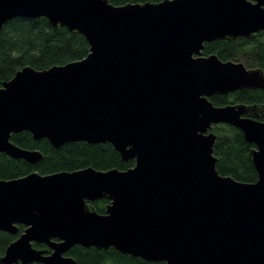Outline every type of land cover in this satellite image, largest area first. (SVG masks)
Returning <instances> with one entry per match:
<instances>
[{"label":"water","instance_id":"obj_1","mask_svg":"<svg viewBox=\"0 0 264 264\" xmlns=\"http://www.w3.org/2000/svg\"><path fill=\"white\" fill-rule=\"evenodd\" d=\"M38 16L77 31L89 50L23 66L0 85V152L41 160L9 140L28 131L55 148L108 142L134 164L0 179V230L24 226L0 264H76L66 255L74 245L164 264H264V106L209 100L264 88V73L201 53L205 42L264 31V0H0V29ZM220 123L254 145V182L217 171L211 127ZM102 198L99 213L88 201Z\"/></svg>","mask_w":264,"mask_h":264},{"label":"trees","instance_id":"obj_2","mask_svg":"<svg viewBox=\"0 0 264 264\" xmlns=\"http://www.w3.org/2000/svg\"><path fill=\"white\" fill-rule=\"evenodd\" d=\"M114 5L125 3L158 2L160 0H108ZM89 45L83 35L70 31L64 26L53 28L45 17H14L4 23L0 29V85L9 80L23 66L37 70L61 65L86 56ZM202 55L216 54L222 61H241L247 68L259 67L264 73V31L251 37H236L231 40L216 39L205 42ZM209 100L216 106L230 103L258 104L264 106V88L239 89L228 94H213ZM264 121V111L259 117ZM216 134L212 153L216 157V169L221 175H229L236 180L254 182L257 173L251 162L250 151L254 147L245 141L240 129L227 124L212 125ZM10 141L23 149L38 150L41 160L35 164L22 158L14 159L0 152V179L23 177L30 172L50 174L58 171H73L85 167L96 170L117 168L127 169L134 164L132 159L122 161L119 153L108 143H87L84 141L67 142L58 148L53 147L45 138L34 140L31 133L21 131L10 134ZM108 203L105 198L91 202L99 213L104 212ZM23 231L19 224L18 232L11 235L0 231V256L8 243ZM33 247H42L32 243ZM67 255L76 264H164L163 261H146L126 253H120L113 247L97 249L95 247L72 246ZM13 264H21L19 262ZM28 264V263H26ZM29 264H39L32 262Z\"/></svg>","mask_w":264,"mask_h":264},{"label":"flooded vegetation","instance_id":"obj_3","mask_svg":"<svg viewBox=\"0 0 264 264\" xmlns=\"http://www.w3.org/2000/svg\"><path fill=\"white\" fill-rule=\"evenodd\" d=\"M91 202H93V201H88V203H91ZM18 226H19V224H18ZM22 226V225H21ZM23 228H24V226H23ZM37 243H39V242H37ZM40 244V243H39ZM40 245H42V247L40 248V247H36V249H39V250H45L47 247H46V245H44V244H40ZM48 252H49V249H48ZM40 264V263H39Z\"/></svg>","mask_w":264,"mask_h":264},{"label":"bare ground","instance_id":"obj_4","mask_svg":"<svg viewBox=\"0 0 264 264\" xmlns=\"http://www.w3.org/2000/svg\"><path fill=\"white\" fill-rule=\"evenodd\" d=\"M23 229H24V228H23ZM0 231H1V230H0ZM3 232H4V231H3ZM17 232H18V231H17ZM7 233H8V232H7ZM20 233H21V232H20ZM20 233H19V234H20ZM15 234H16V233H15ZM19 234H18V235H19ZM11 235H14V234H11ZM18 235H17V236H18ZM16 238H17V237H16ZM16 238H15V239H16ZM15 239H14V240H15ZM14 240H13V241H14ZM33 243H37V242H33ZM31 245H32V243H31ZM32 247H33V246H32ZM34 248H36V247H34ZM66 255H67V253H66ZM68 256H69V255H68ZM70 257H71V256H70ZM12 264H13V263H12Z\"/></svg>","mask_w":264,"mask_h":264}]
</instances>
